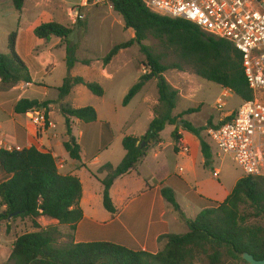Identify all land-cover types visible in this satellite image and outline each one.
Returning <instances> with one entry per match:
<instances>
[{"label": "trees", "instance_id": "1", "mask_svg": "<svg viewBox=\"0 0 264 264\" xmlns=\"http://www.w3.org/2000/svg\"><path fill=\"white\" fill-rule=\"evenodd\" d=\"M11 1L14 9L21 11L23 0ZM108 2L112 10L122 18L125 28L134 32V37L113 46L101 60L103 67L119 51L136 44L145 55L149 68V73L141 76L131 87L123 100V106H127L150 79L156 80L158 93L157 104L153 109L154 118L144 135L140 138L124 137V158L115 168L107 164L100 169L107 172L100 181L103 186L102 206L108 213L115 215L117 210L109 196L114 180L135 169L146 157L148 150L160 142V133L165 126H175L171 138L176 144L180 139L177 133L180 129L195 135L200 141L205 165L211 162V148L201 137L206 128H196L187 121H181L180 116L172 115L179 101V94L163 78L165 71L183 70L185 66L200 79L229 90L242 102L252 100L253 93L244 77L242 56L231 43L213 38L186 21L155 14L141 0ZM71 33V28L56 22L41 24L33 30L36 38L47 43L56 38L66 44L65 63L68 70L77 62L75 48L67 42ZM148 37L175 49L179 62L169 67L160 65L158 59L150 54L148 47L143 45ZM16 38L17 32H11L7 37V54L0 52L1 87L32 83L27 66L16 53ZM81 63L88 66L90 61ZM76 86L85 87L96 97L104 95L99 84L85 82L81 77L67 76L58 89L60 101L63 102ZM48 104L22 99L15 105L14 112L25 114L35 108L46 111ZM192 112L190 109L184 114ZM61 114L65 118L68 137V141L63 143V149L70 159L79 161L80 147L71 135L70 119L85 124L95 123L96 111L91 107L72 108L63 103ZM230 119L231 116L226 121ZM178 122L182 126H177ZM0 170L6 177L0 182V223L29 219L35 230L15 238L8 261L4 264H194L202 256L208 258L209 264H221L225 256L246 263L241 258L244 253L257 261L264 259V177H241L224 202L210 205L194 219L186 220L188 231L185 234L160 237V241H165L163 248L156 254H151L109 242L72 241L61 247L55 246L60 236L58 230L55 227L42 228L36 220L41 217L54 220L59 225L68 226L73 233L83 217L79 207L82 196L79 179L61 175L55 158L33 146L20 150L0 148ZM161 195L174 210L179 209L171 189L163 188ZM247 209L251 211L250 214L245 212ZM252 219H261L263 225L251 223Z\"/></svg>", "mask_w": 264, "mask_h": 264}, {"label": "crops", "instance_id": "2", "mask_svg": "<svg viewBox=\"0 0 264 264\" xmlns=\"http://www.w3.org/2000/svg\"><path fill=\"white\" fill-rule=\"evenodd\" d=\"M40 1L42 0H23L21 11H16L11 0H0V7H3L2 4L6 5L7 10L11 11L10 17H15V25H12L5 32H8L9 35L17 30L15 50L27 66L32 80L30 84L20 83L14 87L6 88L0 86V143L3 142L4 144L2 148L12 147V149L20 150L33 146L41 152L50 153L55 158L58 172L61 175H71L79 179L82 187L79 207L82 210L83 217L72 234L74 243L109 242L130 250L156 254L165 244V241L159 240L160 237L169 234H185L188 231L186 220L194 219L201 210L208 206L209 202L207 201L217 204L224 202L241 177L234 182L229 194H225L226 191H223L225 195L220 198L221 185L212 186L213 179L204 181L200 178L204 177L198 171L197 165L203 167L204 160L203 157L198 162L194 159L193 141L188 140L187 132L182 129L177 132L180 139L176 144L171 138L175 126L167 125L160 133V142L148 150L146 157L136 165L135 169L114 180L109 190V196L117 210L116 214L112 215L104 210L102 206L103 186L100 181L105 178L107 172L100 171V169L107 164L115 168L121 162L125 156V151L122 148L124 137L140 138L144 135L149 123L154 118L153 107L157 104V101L150 103L151 101L147 100L146 123L131 132V134L126 132L127 129L124 130L127 125L125 119L122 121L124 125L121 128L122 131L117 135L114 124L110 120L99 118L98 113H96L97 121L91 124H85L71 118V135L80 147L79 161L70 159L63 149V143L68 141L65 125L61 132H57V124H55L54 129H49L45 133H37L35 126L27 117V113L16 114L14 108L22 99L39 103L48 101V99L35 100L28 98L26 96L28 88L37 86L45 93L48 88L52 87L48 80L56 67L58 59L52 55L51 51L59 48L62 41L55 38L56 41L50 45L51 40L47 43L36 38L33 34L35 28H33L32 32H29L26 36L27 45L29 46L31 43V48L22 51V17ZM64 13L62 10L61 17H64ZM66 16H68V13H66ZM1 18H4V16H1ZM58 23L65 26L62 22ZM73 23V20L70 19L69 26L66 27L72 29L70 25H73ZM8 35L6 34L3 43L0 42L1 51H4L3 49L7 50ZM45 44L50 46L45 48ZM65 57L66 47L64 56H60L59 59L67 68ZM113 59L105 66L106 71H103V66L101 68V72L105 73L104 79L109 80L112 77L107 73V70ZM77 61L80 62H76L73 68L68 70L70 77L83 78L80 74L72 75L75 66L82 64V60ZM83 66L88 70L91 68L90 64ZM83 80L87 82L84 78ZM61 86L55 87L57 98L58 89ZM80 87L83 86L74 87L69 97L73 94L75 96L81 95V91H76ZM65 102L67 103L68 100ZM57 104V108L54 104H48L46 111H44L46 117L52 122L55 121L54 115L56 112L61 115L63 102L58 101ZM178 123L177 126H182ZM165 133L166 139L163 137ZM117 144L119 145L118 148L115 147ZM182 147L188 148L186 154L181 152ZM180 164L181 166H179ZM163 188H169L173 191L179 207L177 211L163 199L161 195ZM41 218L46 220L43 217ZM49 221L57 223L54 220ZM186 229L187 231L184 232ZM14 240L12 239L7 243L4 249H0V264L8 261Z\"/></svg>", "mask_w": 264, "mask_h": 264}, {"label": "rangeland", "instance_id": "3", "mask_svg": "<svg viewBox=\"0 0 264 264\" xmlns=\"http://www.w3.org/2000/svg\"><path fill=\"white\" fill-rule=\"evenodd\" d=\"M87 1L88 6L81 10V13L84 14V19L75 21L73 25H70V27H72V33L67 38V42L74 45L75 58L77 60H82V62L90 61L91 68L88 70V68H85L82 64H78L75 66L72 75L75 76L76 74H80L87 82L99 84L104 90L105 95L103 97H96L85 87H80L76 91H81V95L75 96L73 94L70 97L68 95V97L63 100V103L68 100L64 105H68L72 108H93L96 113H98L99 118L102 120H110L112 124H114L117 135L121 133V128L124 126L122 121L125 119L127 125L124 130L127 129L126 132L131 134V132L137 130L146 123L148 113L146 109L147 100L149 99V102L151 101L150 103L158 100L156 80H148L142 91H140L127 106H123V100L131 87L139 81L141 76L149 73L145 55H143L140 51V47L136 44L128 49L119 51L107 70V73L112 76L111 79H104L105 73L101 72L103 66L101 60L113 46L131 40L134 37V32L125 28L122 18L112 10L108 0ZM82 2L83 0H42L36 6L34 5L31 10L22 17V51L31 48V43L29 46L27 45L26 36L29 32H32L33 28L49 22H62L65 26H69L70 18L66 16V13H68L67 10L73 6L82 4ZM1 6L3 7H0V42L3 43L6 34L8 35V32L6 33L5 31L12 25H15V17H10L9 14L11 11L7 10L6 5L4 6V4H2ZM62 10L65 12L64 17H61L60 14ZM1 16H4V18H1ZM55 41L56 39L52 38L49 44L51 45ZM143 45L148 47L150 54L155 56L162 66L169 67L179 62L175 54V49L167 46L166 43L148 37ZM49 46L46 44L44 45L45 48ZM65 47L66 44L62 42L59 48L51 51L52 55L58 59L55 65L56 67L48 80V83L52 87L48 88L45 93L37 86L28 88L26 92L28 98L35 100L48 99L46 102L56 105V108L58 107L57 102L60 101V99L59 97L57 98V90L55 87L62 85L63 79L70 76L68 68H65L64 64L59 59L60 56H64ZM3 50L4 51L0 50V52L2 54H7V50ZM102 69L106 71L105 67ZM143 71L145 72L143 73ZM162 76L179 94V101L172 115L180 116L181 121H187L196 128H206V130L201 133V137L210 146L212 152L211 162L207 166L205 165V159L202 155L199 139L189 132H187L186 135L189 137V141H193L194 159L198 162L203 157L202 159L204 160L203 167L197 165L198 171L204 177L200 178L204 181H211V179H213L214 182L212 186L221 185L220 198H223L222 196L229 194L234 182L237 178L243 177V174L231 158L219 153L207 131L211 126L218 125L219 121L223 119L225 115L236 110L242 101L231 92H227V89H223L216 84L200 79L191 69L185 66H183V70L168 69ZM46 78L48 79V77ZM72 90H74V88ZM261 94L263 95H258L257 98L264 101V91H262ZM223 95L226 97H223ZM218 100H222L225 105L221 110L216 106ZM190 109L193 110L192 113L184 114L185 111ZM54 119L55 123H53L57 124V132H61L65 125L62 114L60 115L56 112ZM163 137L166 139V133ZM115 147L118 148L119 145L117 144ZM179 166H181V164ZM216 171L218 172L217 176L215 175ZM5 178V175L0 170V182ZM223 191H226V193L223 194ZM207 202H209L207 207L217 204L212 201ZM245 212L248 214L251 213L249 209L245 210ZM36 221L42 228L55 227V229L58 230L60 236L57 238L55 246L61 247L72 242L73 233L68 226L59 225L58 223L55 224V222H50L47 219L43 220L42 218ZM250 222L263 225L261 219H252ZM4 223H8L9 225ZM32 231L35 230H33L31 220L29 219H16L0 223V249H4L7 243L12 239ZM186 231L187 229L184 232ZM194 264H209V260L207 257L202 256L195 260ZM221 264L246 263L239 260H232L225 256Z\"/></svg>", "mask_w": 264, "mask_h": 264}, {"label": "built area", "instance_id": "4", "mask_svg": "<svg viewBox=\"0 0 264 264\" xmlns=\"http://www.w3.org/2000/svg\"><path fill=\"white\" fill-rule=\"evenodd\" d=\"M141 1L151 12L186 21L213 38L231 43L241 54L244 77L253 99L241 102L207 133L219 153L231 158L243 177H264V101L257 98L264 91V0ZM87 6L88 1L84 0L69 8L68 17L74 23L83 20L81 10ZM216 106L221 110L225 105L218 100ZM26 115L37 133L55 128L43 109H32ZM229 116L231 119L226 121ZM0 146L4 147L3 142ZM181 152L187 153L188 148L182 147Z\"/></svg>", "mask_w": 264, "mask_h": 264}, {"label": "water", "instance_id": "5", "mask_svg": "<svg viewBox=\"0 0 264 264\" xmlns=\"http://www.w3.org/2000/svg\"><path fill=\"white\" fill-rule=\"evenodd\" d=\"M178 125H182V123H178ZM242 260H244L247 264H264V259L263 260H260V261H257L255 260L251 255L247 254V253H244L242 256H241Z\"/></svg>", "mask_w": 264, "mask_h": 264}]
</instances>
